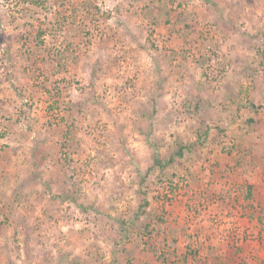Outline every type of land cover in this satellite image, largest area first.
Here are the masks:
<instances>
[{
  "label": "rangeland",
  "instance_id": "1",
  "mask_svg": "<svg viewBox=\"0 0 264 264\" xmlns=\"http://www.w3.org/2000/svg\"><path fill=\"white\" fill-rule=\"evenodd\" d=\"M261 127L264 0H0V264L160 261L162 233L225 228L194 180Z\"/></svg>",
  "mask_w": 264,
  "mask_h": 264
},
{
  "label": "crops",
  "instance_id": "2",
  "mask_svg": "<svg viewBox=\"0 0 264 264\" xmlns=\"http://www.w3.org/2000/svg\"><path fill=\"white\" fill-rule=\"evenodd\" d=\"M234 137H238L235 141L241 148L248 144L251 158L237 152L220 153L215 150L212 160H216L217 166L205 164L203 180H194V197L198 193L219 195L235 204L233 212L226 210L225 228L212 229L205 219L204 228L200 223L198 232L190 230L194 241L190 244L181 240L183 234L186 239L184 231H179V239L173 238L172 242L167 241L168 232L162 233L159 239L162 237L165 240L156 242L154 246L164 254L160 261L152 260L157 253L147 251L143 254V249L135 250L131 261L139 264H246V261L247 264H254L264 261V231L259 225L264 213V128L234 130ZM245 184L251 192L249 198H246V191H240ZM202 229L207 241H202ZM249 229L258 234L257 239H240L243 232Z\"/></svg>",
  "mask_w": 264,
  "mask_h": 264
},
{
  "label": "built area",
  "instance_id": "3",
  "mask_svg": "<svg viewBox=\"0 0 264 264\" xmlns=\"http://www.w3.org/2000/svg\"><path fill=\"white\" fill-rule=\"evenodd\" d=\"M264 221V220H263ZM260 227L264 231V222L260 221ZM249 228V227H248ZM243 237H247L248 239H255V237H258V234H255L253 229L245 230L243 232V236H241L240 239H243Z\"/></svg>",
  "mask_w": 264,
  "mask_h": 264
},
{
  "label": "trees",
  "instance_id": "4",
  "mask_svg": "<svg viewBox=\"0 0 264 264\" xmlns=\"http://www.w3.org/2000/svg\"><path fill=\"white\" fill-rule=\"evenodd\" d=\"M58 1V0H57ZM60 1V0H59ZM62 1V0H61ZM63 3V2H62ZM183 148H181L180 149V151L182 150ZM183 151V150H182ZM181 151V152H182ZM181 152H180V154H181ZM156 160L158 159V157L156 156V158H155ZM159 161V160H158ZM160 163V162H159ZM251 195V192H250V189H248L247 190V192H246V198H249V197H251L250 196ZM141 206V205H140ZM149 206V201H147V200H145V204L144 205H142V207H144V208H147ZM150 235V234H149ZM143 237H145L146 239L148 238V236H146V235H144ZM155 242H152V244L151 245H153ZM131 261V260H130Z\"/></svg>",
  "mask_w": 264,
  "mask_h": 264
}]
</instances>
